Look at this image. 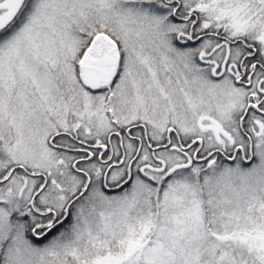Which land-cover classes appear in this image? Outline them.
Returning <instances> with one entry per match:
<instances>
[{
    "label": "snow or ice",
    "instance_id": "obj_1",
    "mask_svg": "<svg viewBox=\"0 0 264 264\" xmlns=\"http://www.w3.org/2000/svg\"><path fill=\"white\" fill-rule=\"evenodd\" d=\"M0 264H264V0H0Z\"/></svg>",
    "mask_w": 264,
    "mask_h": 264
}]
</instances>
